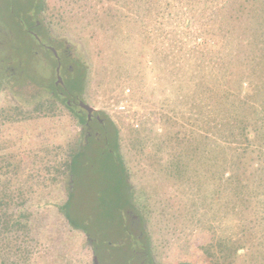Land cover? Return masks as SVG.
Listing matches in <instances>:
<instances>
[{"label": "rangeland", "instance_id": "374dc122", "mask_svg": "<svg viewBox=\"0 0 264 264\" xmlns=\"http://www.w3.org/2000/svg\"><path fill=\"white\" fill-rule=\"evenodd\" d=\"M263 1L0 0V108L18 106L34 116L39 103L53 100L59 64L48 51L50 46L62 59L59 75L65 88L71 93L79 90L119 132L118 145L112 136L105 145L102 137L100 147L91 145L74 157L72 174L64 173L52 182L56 173L51 170L47 189L41 183L32 195L33 221L43 227L38 231L40 245H34L27 264H94V255L98 264H142L151 257L155 264H222L216 243L224 236L232 208L241 212L234 219L235 234L249 241L247 246L264 250V176L255 173L262 158L258 146H252L255 152L247 159L254 167L246 170L250 185L244 206L236 198L192 207L187 199L197 196L196 188L206 182L207 167L198 164L178 180L169 176L171 169L167 173L157 163L154 169L151 160L130 143L131 127L144 124L162 132L167 117L170 133L180 139L205 135L213 109L232 114L237 106L249 120L262 121L264 112L258 105L264 103V94L239 93L234 80L245 71L256 84L264 74V34L257 30L264 22L259 7ZM117 14L132 21L130 37L117 19L110 24L105 18ZM36 21L45 26L43 31H37ZM219 26L225 47L216 55L209 53L197 69L189 47L202 42L198 35L202 27ZM144 61L156 69L145 79ZM160 68L166 70L164 75H159ZM196 77L207 80L204 94H199ZM216 92H237L238 97L215 105ZM240 99L246 101V108H239ZM55 100L59 106L55 117L13 124L0 119V152L25 159V152L46 146L51 149L46 158H56V164L67 151H78V124L66 99ZM253 105L258 111L252 110ZM143 188L154 192L151 213L144 207ZM256 195L260 201L248 200ZM240 253L237 264H252L245 250Z\"/></svg>", "mask_w": 264, "mask_h": 264}, {"label": "trees", "instance_id": "16d2710c", "mask_svg": "<svg viewBox=\"0 0 264 264\" xmlns=\"http://www.w3.org/2000/svg\"><path fill=\"white\" fill-rule=\"evenodd\" d=\"M39 4L37 5L38 14L40 13ZM259 7L262 13H264V1L260 2ZM250 12L253 14L252 10ZM118 15H109V17L105 16V18L110 24L114 23V19H117L116 23L119 28H122V25L126 26L129 30L126 35L130 37L132 29L129 25L132 21ZM220 24L222 25V21ZM261 27L262 29L257 30L262 31L264 34V22H262ZM120 31L122 32V30ZM198 35L201 37L202 42L189 47V52L196 59L197 69H199L200 61L205 63L209 53L216 55L215 52L218 49L225 47L223 37L221 38V26L218 29L202 27ZM207 64L209 65V62ZM220 65L221 63L218 67ZM144 70H146L143 76L144 79L148 75L147 72L149 74L156 72L155 67H149L147 61L145 62ZM165 73L166 70L160 68L159 75H164ZM191 74L193 75V80L195 75ZM250 78H253L252 74L245 71L238 73L234 80L235 89L239 93L245 90L248 94H264V80H262L264 74L259 77L256 84ZM196 81L197 88L200 89L199 94H204L203 88H206L207 80L196 77ZM261 83L262 85H260ZM245 84H247V88H243ZM155 92L156 89L151 93L154 94ZM228 97L233 98L234 102L238 97V93L236 92V95L234 93L226 95L222 92H216L214 98L216 99L215 105L217 103L224 105V98ZM52 99L39 103L35 108L34 116L26 114L18 106L1 107L0 119L13 124L29 121L30 119L55 117L58 115L59 106L55 98L52 97ZM245 102L243 99H240L239 108L245 107ZM258 106L264 112V103ZM254 107L255 105L252 106V110L258 111ZM221 110H212L214 117L210 123V128L207 129V134L197 133L195 138L185 136L184 139H180V136L172 135L170 133L171 121L168 117L166 118V123L162 125V132L154 131L153 127H147L144 124L139 128L131 127L132 139L130 138V143L132 147L151 160V165L154 169H156V166L153 164L157 163L159 167H164L167 173L171 169L169 176H175L178 180H183L194 168L199 167L197 166L198 164L207 167L206 182L196 188L197 196L187 199V201H192V207L207 203L217 205L226 200H236V198L240 201L241 205H245V197L250 185L246 178V170L248 167H252V164L250 165L247 159L255 152L252 147L253 145L260 148V156H262L259 160L260 164L256 166L255 173L258 176H264V116L261 122H253L254 119L249 120V118H246L244 114L239 112L237 106L235 110L230 112L232 114L222 112ZM111 123L115 128L113 122ZM260 124H262L261 127L259 126ZM2 125L3 123L0 122V126ZM252 125L255 127V130ZM250 128L254 131L253 138H250L249 135ZM118 137L119 132L115 131L114 140L116 145H118ZM173 142L175 143V147L173 146ZM54 148L58 150L61 147L56 146ZM50 152V147L41 146L34 150V152H25L24 156H27L25 159H18L16 153H6L3 152V149L0 152V264H27L29 254L36 248L35 246L40 245L38 231H41L43 227L42 222L36 223L33 221V204H30L32 195L37 193L41 187V183H43V188H46L45 181L48 177L52 176L51 170L56 173V176L51 178L52 182L64 173L72 174L73 159L78 154V151H67L66 156L56 164L54 162L56 158L52 160L46 158ZM52 162L54 163L52 164ZM162 162L163 164H161ZM122 166L124 167L123 161ZM43 171L44 173L46 172L44 175H42ZM182 183L184 184V182ZM34 184L38 186L35 189ZM155 188L153 187L152 190L155 191ZM148 190L144 188L142 190L143 196L145 195L143 202L146 210L151 213L149 203L154 192ZM258 197L257 195L256 197L250 196L248 200L260 201ZM40 209V205L35 206V210H38V212ZM229 210L227 213L228 223L224 227V236L218 238L216 243L218 253L220 254L219 261L222 264H237L242 256L240 250H245L249 254L252 264H261V262L264 264V250L257 249L254 244L247 246L249 241L235 234L238 222L234 219L238 218L241 212L233 211L234 208Z\"/></svg>", "mask_w": 264, "mask_h": 264}, {"label": "flooded vegetation", "instance_id": "af4514ba", "mask_svg": "<svg viewBox=\"0 0 264 264\" xmlns=\"http://www.w3.org/2000/svg\"><path fill=\"white\" fill-rule=\"evenodd\" d=\"M44 27L45 26H42L38 21H36V29L38 32L43 31ZM28 32L29 34L33 35L38 40V42H41V39L38 37V35L35 32H33L32 30H29ZM43 34L44 36L46 35L45 32H43ZM50 40L52 41L54 39H50ZM48 51L53 52V54H55L54 51L56 50L53 47L49 46ZM54 56L59 64V67L62 68V59L60 55L57 53V55ZM51 93L53 98L59 99L61 102H64V100L66 99L67 108L72 112L73 117L75 118L78 124L77 125L78 133H79V138L77 143L78 153L84 151L91 145L92 147H100L102 137L105 139L103 142V144L105 145L107 143L108 144L110 143L109 142L110 139L108 140L109 136H112L111 141L112 142L114 141L115 129L113 128L111 121L107 120L106 118H102L100 116L99 111H93V113L89 115L88 111L80 106V103L82 102L88 104L85 101L83 94H81L79 90L76 91L73 90V92L71 93L68 87L65 88L63 81L58 83V74H57V80L54 83V90L51 91ZM76 106L79 109H76ZM80 134L83 138L82 141L80 140ZM137 225L139 226L140 224L138 223ZM143 234L144 232L141 231V237L139 239L140 241L143 240L142 238ZM92 246L93 244L91 245V247ZM142 253L143 256L146 255V252H142ZM147 261L148 264H155L153 257L144 259L141 263L145 264V262Z\"/></svg>", "mask_w": 264, "mask_h": 264}, {"label": "water", "instance_id": "95a60500", "mask_svg": "<svg viewBox=\"0 0 264 264\" xmlns=\"http://www.w3.org/2000/svg\"><path fill=\"white\" fill-rule=\"evenodd\" d=\"M54 52H55V55H57L56 51H54ZM59 71H60V67H58V69H57L58 83L62 82V78H61L60 75H59ZM80 106H81L82 108H84L85 110H87L88 113H89V115H91V114L93 113V111H96V109H95L94 107H92V106L89 105V104L83 103V102L80 103ZM93 262H94V264H98V258H97V256H95V255H94V257H93Z\"/></svg>", "mask_w": 264, "mask_h": 264}, {"label": "built area", "instance_id": "2783aa9c", "mask_svg": "<svg viewBox=\"0 0 264 264\" xmlns=\"http://www.w3.org/2000/svg\"><path fill=\"white\" fill-rule=\"evenodd\" d=\"M122 108H124V107H122Z\"/></svg>", "mask_w": 264, "mask_h": 264}]
</instances>
